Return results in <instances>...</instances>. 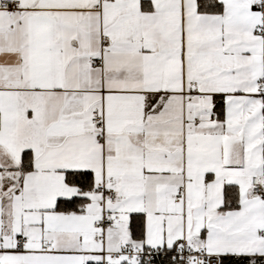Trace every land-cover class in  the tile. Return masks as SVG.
Returning <instances> with one entry per match:
<instances>
[{
	"label": "snow or ice",
	"instance_id": "6c2138e0",
	"mask_svg": "<svg viewBox=\"0 0 264 264\" xmlns=\"http://www.w3.org/2000/svg\"><path fill=\"white\" fill-rule=\"evenodd\" d=\"M0 264H264V0H0Z\"/></svg>",
	"mask_w": 264,
	"mask_h": 264
}]
</instances>
